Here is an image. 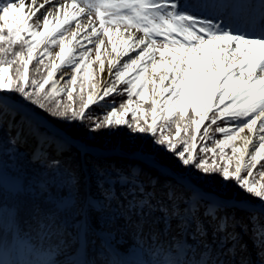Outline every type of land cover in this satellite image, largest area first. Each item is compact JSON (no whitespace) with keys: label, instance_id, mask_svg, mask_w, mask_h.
<instances>
[{"label":"snow or ice","instance_id":"obj_1","mask_svg":"<svg viewBox=\"0 0 264 264\" xmlns=\"http://www.w3.org/2000/svg\"><path fill=\"white\" fill-rule=\"evenodd\" d=\"M93 12L98 24L92 20ZM84 16L88 20L81 23ZM132 29L143 35L136 36ZM115 33L120 36L114 39ZM104 37L110 48L105 47ZM56 45L59 50L53 58L50 49ZM91 45L95 60L90 58ZM102 47L108 53L105 58ZM30 64L35 65L34 73H40L41 66L46 73L39 79L30 76ZM65 67L72 69L70 74L63 73ZM105 71L108 82L98 84L95 73ZM0 94H18L25 104L65 122H79L90 132L126 127L147 135L154 151L169 152L182 166L204 176L217 175L222 186L235 184L258 201L252 208L205 192L185 174L173 176L175 185L168 180L161 184L142 169L129 166L125 172L114 164L100 163H93L100 197H93L92 203L85 195L81 201L75 170L51 160L48 168L60 172L66 181L62 191L75 192L72 197H58L61 206L38 225L43 235L57 237L44 264H60L54 258L57 254L67 257L66 264H95L86 257L87 236L90 231H103L96 225L114 204L116 211L109 220L123 218L135 235L154 243L162 233L167 236L176 222L177 234L165 241L168 249L163 259L147 264H253L237 228L253 241L259 264H264V183L254 178L256 173L264 177V0H198L194 4L188 0H0ZM125 94L127 99L117 103L116 97ZM107 98L112 102L105 103ZM18 103H0L6 147L15 152V146L32 136L37 140L33 158L38 162L40 156L48 159L49 147L58 156L67 150L66 141L40 132ZM100 105L107 110L95 113L93 106ZM218 121L226 126H216L214 132L223 138L212 140L209 147V129ZM153 166L165 167L155 160ZM177 185L184 191L178 192ZM50 187L42 182L39 190L46 192ZM21 190L20 185L12 192L0 189V196ZM237 210L251 214L237 217ZM92 213H97L95 219ZM157 225L161 227L153 230ZM111 235L104 244L110 246ZM77 244L78 254L73 256ZM159 252L165 250L159 247ZM0 264L31 262L0 256Z\"/></svg>","mask_w":264,"mask_h":264},{"label":"trees","instance_id":"obj_2","mask_svg":"<svg viewBox=\"0 0 264 264\" xmlns=\"http://www.w3.org/2000/svg\"><path fill=\"white\" fill-rule=\"evenodd\" d=\"M34 64L29 66V74L37 79L41 78L42 73H46V70L41 66L40 73H34ZM15 100L26 105L30 109L44 115L50 121H52L57 126L61 127L63 130L68 132L71 136L81 139L86 144L91 146L100 147L103 149L114 150L117 147L110 146L108 142L106 143L104 139L97 140L92 142L86 138L88 128L79 122H65L61 119L52 116L48 111L40 109L37 106L32 105L31 103L25 104V102L19 97L18 94H10ZM126 94L123 96H117L116 101L119 103L122 100H126ZM66 102V101H65ZM86 120L84 124H88ZM209 122L206 121L205 124ZM225 125L223 121H218L217 125H212L209 129V136L212 139L207 140V145H212V140L216 139L214 135H220L215 133L214 129L216 126ZM104 135V134H103ZM8 141V136L6 135L5 129L0 128V161L4 164L6 169L14 176H19L23 180L21 182V192L12 193V195H3L0 196V249H12L18 247L21 241H25L26 244L32 250H35L37 254H43L49 251V248L57 242V237H47L42 234V229L39 228V223L46 222L45 215L48 213H55L57 208L60 207L58 197L66 196L72 197L74 195L75 189L69 188L67 192L62 191L64 183H59L56 181L46 182L51 187L48 191L42 192L39 190L40 184L44 181L42 180L41 171L45 165H49L51 160H59L62 167H69L77 173L80 180V194L81 201L86 195L87 198L91 195L100 197V190L97 188V177L93 170L85 171L82 168V154L78 146L70 145L71 153L70 158L73 160V164L70 163V160L67 158L64 160L63 156H58L50 153L48 159H45L43 156L40 157L39 162L33 158V155H30V148L28 146L17 145L16 151H12L11 146L6 147V142ZM201 141L199 140V147L201 146ZM116 144L120 145V148L124 149L127 152H135L140 149V143H130L129 141H117ZM198 147V148H199ZM142 152L155 153L152 148H147L144 146L141 148ZM156 154V153H155ZM90 160L94 163L100 164H114L117 167L124 168L125 172H128V167H135L142 169L143 173H147L153 178H159L161 184L166 180L171 181L175 185V180L172 175L167 174L161 169L158 170L156 166L150 165L147 162L139 158H130L123 155H113L110 157H101L98 155H88ZM155 158L162 163L170 165L176 172L180 174H185L191 178V181L195 183L199 188L207 192H214L223 198L230 199L233 196L239 201L248 200L250 197L246 195L241 189L235 187L232 184L231 188L222 187L218 180H212L213 176H204L197 170H192L188 173H185L182 167H179L175 162L169 159H166L158 154ZM42 162L44 164H42ZM63 164V165H62ZM44 165V166H43ZM74 165V166H73ZM24 170V172H21ZM165 173L162 175L161 173ZM57 177L60 178L58 175ZM61 177L60 179H62ZM142 180L146 179L144 175L140 177ZM34 180V182H33ZM0 189H3L4 192H12L13 188L7 187L4 184L0 183ZM159 191V186H157ZM178 192L184 191L180 186H176ZM116 191L119 192L120 188L117 186ZM39 209V213L37 212ZM116 211L115 204L113 209L109 213H104L100 216V222L96 225L97 229H103L106 231L113 232L117 238H123L124 242L122 244H116V247L122 251L127 252L128 248L133 245H139L144 253L147 261L162 260L161 256L167 251L168 244L165 241L170 240L172 236L177 234V229L175 228V221H173L172 230L165 236L163 233L160 235L159 240L155 243L151 238H141L134 234L135 230L129 226H125L123 218L115 220H109V217ZM251 213L244 210H237V217H247ZM93 218L95 219L97 213H92ZM154 215H160V213H155ZM136 219V217H133ZM106 221L108 223L106 224ZM59 221H57L58 223ZM161 225L155 226L160 228ZM149 231V227L145 226V233ZM211 231L209 228L208 240L211 241ZM237 232L241 233L243 242L246 244V254L251 258L253 264H259L257 256V248L254 246L253 241L249 238L248 235H244L239 228L236 229ZM100 231H90L87 236V248L88 257L90 260H93L95 264H118V260L114 257L113 253L109 250L106 244H104V239L100 236ZM159 247H162L165 252H159ZM79 248V245H75L72 253L77 254L76 249ZM64 255L57 254L56 257L61 258Z\"/></svg>","mask_w":264,"mask_h":264},{"label":"rangeland","instance_id":"obj_3","mask_svg":"<svg viewBox=\"0 0 264 264\" xmlns=\"http://www.w3.org/2000/svg\"><path fill=\"white\" fill-rule=\"evenodd\" d=\"M26 2H27V0H26ZM62 2H68V3H70L71 2V0H62ZM198 2V0L197 1H195V2H193V4L194 3H197ZM199 2H201V0H199ZM249 3H257L258 2V0H249L248 1ZM188 3H191L190 2V0H188ZM81 7H83V5H81ZM85 20L83 21V22H81V23H85V22H87V20H88V18H84ZM221 19V22L223 21V17H221L220 18ZM92 20L93 21H96V23L98 24V18L96 17V15H95V12H93L92 13ZM73 27H74V25H73ZM113 31L115 32V28L113 29ZM124 30H123V27H121V32H123ZM131 31H134V32H137V30L136 29H132ZM70 32H71V30H69V36H68V38L70 39ZM140 34H143L142 32H139ZM127 35V33H125V36ZM120 36V33H115L114 34V36H113V38L115 39V38H117V37H119ZM104 39H105V47H107V48H110V45H108L107 44V37H104ZM158 41H159V38H158ZM91 47L93 48V51L90 53V58L92 59V60H95V46L94 45H91ZM105 47H102L101 48V57L102 58H105V57H107L108 56V53L105 51ZM57 49H59V47H58V45H56V46H52L51 47V52L53 53V58H54V54H55V52H56V50ZM158 58V57H157ZM47 62V61H46ZM107 64V60L105 59V65ZM93 68L94 69H97L98 68V62L96 63V64H93ZM69 69H70V72H69V74L71 73V71H72V69L69 67ZM99 75H100V73H98V72H96L95 73V76H96V82L98 83V77H99ZM70 78V75L69 76H65V79H69ZM99 84V83H98ZM76 88H77V91L79 90V85H76ZM89 90V88H88V81H85V92H87ZM0 96L1 97H4L2 94H0ZM1 97H0V99H1ZM7 97H9L10 98V100H13V102H19V101H17V100H15L13 97H11V95L9 94ZM61 99L63 100V101H66V96H62L61 97ZM112 102V100H111V98H107L106 99V101H105V103H111ZM117 102V101H116ZM0 103H3V102H1V100H0ZM19 104H21L23 107H25V108H27L30 112H32V113H36V114H38V115H41V116H43L45 119H47L51 124H53V125H55L57 128H59V129H62L61 127H59V126H57L56 124H54L52 121H50L48 118H46L44 115H42V114H40V113H38V112H36V111H34V110H32V109H30L29 107H27L26 105H24V104H22V103H20L19 102ZM107 109H105L104 108V105H100V106H93V111L95 112V113H102L103 111H106ZM17 118V120H19L18 119V116L16 117ZM38 126H40V127H42L43 129H46V127H43V126H41V124H39ZM220 126V125H219ZM223 126H226V125H222L221 127H223ZM63 130V129H62ZM65 131V130H64ZM66 132V131H65ZM202 132H203V126H202V128H201V133H198L197 134V136H198V145H199V137H200V135L202 134ZM66 133H68V132H66ZM13 134H14V131H13ZM104 134V135H103ZM48 136V135H47ZM215 137H216V139H222L223 138V136H222V134H220L219 136L218 135H214ZM49 137V136H48ZM86 138L88 139V140H90V141H92V142H95V141H97L98 139L99 140H102V139H104V140H106L105 142L107 143L108 142V144H110V146H114V147H117L116 149H114V151L115 150H120V151H125L124 149H122V148H120V145L119 144H116V142L117 141H126V142H130V143H137V144H141L140 145V149L138 150V151H135V152H141V153H144V152H142V150H141V148L143 147V145L144 146H147V148H152L153 150H154V148H153V140L149 137V136H147V135H143V134H137V133H132V132H130V130L129 129H127L126 127H121V128H119V129H117V130H115V131H109L108 129H102V130H99V131H97V132H90L89 130H87V134H86ZM54 139H56V138H54ZM81 142H83V143H85L86 144V142H84L83 140H81V139H79ZM214 140V139H213ZM20 146H28L29 148H30V155H33V153H34V150L36 149V144H35V142H34V139L33 138H31V137H28L27 138V141L25 142V143H22V144H19ZM87 146H89L90 147V145L89 144H86ZM209 146V145H208ZM211 146V145H210ZM209 146V147H210ZM65 147L67 148V150L66 151H63L62 153H60L59 154V156H63V158H64V160L65 159H69L70 160V163H72L73 164V160L70 158L71 156H70V153H71V147H70V145H67V144H65ZM94 147H96V146H94ZM199 147V146H198ZM102 149V148H101ZM54 150V149H53ZM106 150V149H105ZM108 150V149H107ZM199 150V148H197V151ZM108 151H113V150H108ZM48 152V151H47ZM51 152V151H50ZM127 152V151H126ZM156 154H158V155H160V156H162V157H164V158H166V159H169V160H171L172 159V161L173 162H175L179 167H182V169H183V171L185 172V173H188L189 171H190V169H192V170H195V169H193V168H186V167H184V166H182L181 165V163L178 161V159L175 157V156H173L171 153H169V152H166V151H163V150H160V149H156L155 151H154ZM49 153V152H48ZM128 153H131V152H128ZM133 153V152H132ZM155 153H148V152H145L144 154H151V155H153L154 156V159L155 160H157L156 158H155V156H156V154ZM52 154H56L57 155V153H56V151L54 150V151H52ZM36 155H40L39 153H37ZM49 155V154H48ZM70 156V157H69ZM40 157H42V156H40ZM128 157V156H127ZM131 158V157H130ZM158 162H160L159 160H157ZM146 162V161H145ZM93 163L94 162H92L91 160H90V158H88L87 157V155L86 154H84V155H82V168L85 170V171H88V170H93ZM148 163V162H147ZM160 163H162V162H160ZM42 164H44L43 162H42ZM149 164V163H148ZM162 164H165V163H162ZM63 165V164H62ZM153 165V164H152ZM166 165H168V164H166ZM44 166V165H43ZM74 166V165H73ZM168 166H170V165H168ZM62 167V166H61ZM171 167V166H170ZM63 168V167H62ZM158 168V167H157ZM172 168V167H171ZM159 169H161V168H159ZM162 171H164V170H162ZM21 172H24V170H22ZM90 174H91V172L90 171H88ZM165 172V171H164ZM92 173H94V172H92ZM41 174H42V177H43V179L42 180H44L43 182H52V181H56V182H59V183H64V178H62V179H60L62 176H61V173L60 172H55V173H53V171L52 170H50L49 168H48V166L47 165H45L44 166V168H43V170L41 171ZM95 174V173H94ZM60 176V178L59 177H57V176ZM213 176V178H211L212 180H218L219 182H220V185L222 186L223 185V181H222V179L219 177V176H217V175H212ZM254 178H255V180H257V181H259V182H261V183H264V177H261L258 173H256L255 174V176H254ZM23 180L21 179V177H19V176H14V175H12L7 169H6V167L4 166V164L2 163V161H0V183H2V184H4L5 186H7V187H10V188H13L15 185H20L21 186V182H22ZM33 182H34V180H33ZM233 185H235V184H233ZM231 186H232V183H229L227 186H222V187H225V188H231ZM235 187L236 188H238L236 185H235ZM201 189V188H200ZM239 189V188H238ZM240 190V189H239ZM203 191H205V190H203ZM205 192H207V191H205ZM208 193H214V192H208ZM216 194V193H215ZM217 196H220V195H218V194H216ZM93 197H99V196H93V195H91V196H89V198H88V200L89 201H91L92 203H95V200L93 199ZM220 197H222V196H220ZM250 198L248 199V200H244L245 202H248V203H258V201L255 199V198H253V197H251V196H249ZM236 199L235 198V196H233L232 198H230V199ZM244 201H242V202H244ZM244 202V203H245ZM253 203V204H254ZM110 231H106V230H104V231H100V236L103 238V239H106V237H107V235H108V233H109ZM111 234H112V238H111V240H110V246L108 245V244H106L109 248H111L112 249V251H114L115 252V254H116V256H117V259H118V261H119V264H127V262H129V261H133V260H135L136 262H138V263H142V264H144V262L141 260V259H135L134 257H133V255H134V251H133V249H136V251H139L140 252V250H139V248L137 247V246H130L129 248H128V250H127V252H129L128 254H121L120 252L118 253L117 252V247H116V244H122L123 242H124V239H122V238H117L116 237V235L113 233V232H110ZM19 246L18 247H16V252L14 253V254H10V255H7V253H3V254H1V256L5 259V260H8V261H12V260H23V261H30L31 262V264H44V262H45V260L47 259V257H46V253H43V254H37V253H35V250H32L31 248H29V246L26 244V242L25 241H21V243L20 244H18ZM167 252V251H166ZM166 252L163 254V255H165L166 254ZM71 254L73 255V256H75V254L74 253H72L71 252ZM130 254V255H129ZM77 255V254H76ZM119 255V256H118ZM139 256V255H138ZM139 257H141V256H139ZM54 258H56L57 259V257L55 256ZM161 258H163V256H161ZM57 260H59L60 261V264H66V261H67V257L66 256H62L61 258H58Z\"/></svg>","mask_w":264,"mask_h":264},{"label":"bare ground","instance_id":"obj_4","mask_svg":"<svg viewBox=\"0 0 264 264\" xmlns=\"http://www.w3.org/2000/svg\"><path fill=\"white\" fill-rule=\"evenodd\" d=\"M84 18H88L87 16H84V17H82V19H81V22H83L85 19ZM75 27V26H74ZM73 27V28H74ZM136 36H142L143 34H140L139 32H134V31H132ZM70 38H71V36H70ZM59 49H57L56 51H58ZM106 67H107V64H106ZM63 73H69L70 72V69H69V67H65L63 70ZM57 78H59V74H58V76H57ZM108 79H109V74L107 73V71H105L103 74H100L99 75V77H98V83L99 84H101V83H107L108 82ZM165 83H167V81L165 82ZM1 97V96H0ZM1 102H3V103H6V104H8V105H12V104H14V103H17V102H13V101H11L8 97H1ZM17 106L18 107H21V109H22V113H27L28 114V116L29 117H31V119H32V123H33V125L34 126H38L39 124H41V126H43V127H46V129H43L42 127H40L39 126V130H40V132H42V133H46L50 138H56V139H60V140H63V141H66V144L67 145H76V146H78L79 147V149H80V151L84 148V146H81L79 143H77L76 142V139L78 140V141H80L78 138H75V137H73V136H71L69 133V137L68 136H66L65 134H63L61 131H60V129L59 128H57L55 125H53V124H51L47 119H45L43 116H41V115H38V114H36V113H32V112H30L27 108H25V107H23L21 104H17ZM17 119V118H16ZM18 119H20V116L18 115ZM29 137H31V138H33L34 139V142H35V144H36V147H37V140L34 138V137H32V136H29ZM72 138H74V139H72ZM90 148L91 149H100V147H94V146H91L90 145ZM54 148H52V147H49L48 149H47V151L49 152L48 154H50V153H52V151H54L53 150ZM103 149V148H102ZM103 150H105V149H103ZM107 150V149H106ZM51 151V152H50ZM92 153H90L89 151H87L86 152V155H87V157L89 158V156L88 155H91ZM56 155V154H55ZM116 155H120V154H116ZM113 156V155H112ZM110 157V156H109ZM140 159V158H139ZM149 161H151V162H153V157H148L147 158ZM142 160V159H141ZM144 161V160H143ZM150 164V163H149ZM150 165H152V164H150ZM157 167V166H156ZM162 170V169H161ZM164 171L167 173V174H169V172H168V170L166 169V168H164ZM177 174H180V173H178L177 172ZM169 175H171V174H169ZM191 183H193L192 181H191ZM194 185H196L195 183H193ZM197 186V185H196ZM223 198V197H222ZM224 199H226V198H224ZM236 201H239V200H237V199H235ZM242 202V201H241ZM245 202V201H244ZM243 202V203H244ZM254 203V202H253ZM248 203V202H245L244 204L245 205H247L248 207H256L257 205H258V203ZM112 236V235H111ZM107 238V237H106ZM112 238V237H111ZM133 251H134V255H133V257L135 258V259H140V252L139 251H136V249H133ZM130 255V254H129ZM139 255V256H138ZM127 264H142V263H138V262H136L135 260H133V261H129V262H127Z\"/></svg>","mask_w":264,"mask_h":264},{"label":"water","instance_id":"obj_5","mask_svg":"<svg viewBox=\"0 0 264 264\" xmlns=\"http://www.w3.org/2000/svg\"><path fill=\"white\" fill-rule=\"evenodd\" d=\"M11 101H13V100H11ZM60 131L63 134H65L66 136L69 137V134L66 133L64 130L60 129ZM72 139H74V138H72ZM76 142L79 143L81 146H85L86 145L85 143H83L81 141H78L77 139H76ZM87 151H89L90 153H93V154H96V155H100V156H105V157H109V156H112V155L120 154V155L128 156V157H131V158H140V159H142V160H144V161H146V162H148L150 164H153V162L149 161L147 158L148 157H153V159H154V156L153 155H146L144 153L142 154L141 152H133V153L131 152V153H128L126 151H120V150H118V151L117 150H115V151L114 150L113 151H108V150H103L101 148L100 149H91L89 146L87 148ZM155 161H157V160H155ZM159 165L165 166V167H162L161 169L164 170V168H166L168 170L169 174H171L172 176H174L175 174H177V172L173 168H171L170 166H168L166 164H162L160 162H159ZM252 208H254V207H252Z\"/></svg>","mask_w":264,"mask_h":264}]
</instances>
